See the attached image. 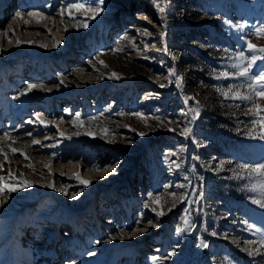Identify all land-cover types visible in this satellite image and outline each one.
I'll return each instance as SVG.
<instances>
[{
    "label": "rangeland",
    "instance_id": "1",
    "mask_svg": "<svg viewBox=\"0 0 264 264\" xmlns=\"http://www.w3.org/2000/svg\"><path fill=\"white\" fill-rule=\"evenodd\" d=\"M63 2L0 0V33H8L0 35V136L11 134L0 143L9 161L0 156V176L33 185L0 205V264H264V255L242 250L264 239V208L252 203L262 198L258 178L239 168L264 162V140L248 135V102L216 91L245 81L213 78L233 71L225 49L251 55L248 39L264 47L255 36L264 28V0H104L87 29L60 19ZM28 12L49 18L36 23ZM173 67L182 88L169 76ZM112 72L121 78L109 79ZM28 84L44 87L22 94ZM196 102L200 113L191 121ZM190 121L185 139L180 126ZM77 174L91 184L85 188ZM61 185L68 195L54 190ZM139 229L146 231L131 236ZM122 232L129 235L121 239Z\"/></svg>",
    "mask_w": 264,
    "mask_h": 264
},
{
    "label": "snow or ice",
    "instance_id": "2",
    "mask_svg": "<svg viewBox=\"0 0 264 264\" xmlns=\"http://www.w3.org/2000/svg\"><path fill=\"white\" fill-rule=\"evenodd\" d=\"M104 5V0H85V2H80V0H77V2H68V0H64L62 3L61 7L59 8V11L57 15H59L60 19L63 21L64 17L67 16L69 21L75 20L76 27H83L84 29L88 28V21L96 19L97 16L100 15L102 11H104L103 8ZM51 7V5H49ZM159 8V11L163 13L164 8L160 7L157 5ZM80 14L83 19H76V14ZM27 16L29 18H32L35 20L36 17H40L41 19L49 18L45 17L42 13L38 12H28ZM16 19L23 21L24 23H28L27 20L24 19V14L22 13H17ZM36 23H39V20H35ZM227 23V22H226ZM244 26L243 25H236V28L238 30L242 29ZM67 31V29H65ZM148 33L145 32L144 35H147ZM0 35H3L7 37L8 33L3 32L0 33ZM163 33L161 34V38L163 39ZM255 36L259 38H264V28H257L255 30ZM125 39H128L125 37ZM9 43H11V40L9 39ZM19 41H17V45H19ZM59 42L56 44H53V47H57ZM246 51L248 53H251V55H246L245 50H239V51H230L228 49H225L226 53V58L228 60L234 61L233 63L227 65V68L232 69L233 71H220L219 73H213V78L214 79H225V80H244L245 83L242 85L238 84H228L226 88H217L216 91L224 98V99H232V100H239V101H246L247 103V112L248 114L252 117L251 123L253 125V128L249 130L248 135L254 139H260L264 140V105L261 103H258V101H264V65H257L258 61H264V47H257L255 44L251 42V39H248L246 41ZM41 47H45V45L41 44ZM114 52L121 51V49L117 48L113 50ZM173 60L176 59L175 56L172 57ZM97 62L100 64L101 67H107L106 64L102 60H99L97 58ZM254 68H257V71H253ZM169 76H175L176 77V84L178 87L182 88V81L183 77L179 76L176 73L175 68L173 67L169 71ZM109 79H120L121 77L119 76L118 73L112 72L108 74ZM61 84L64 83V79L62 78L60 81ZM40 87L43 89V85H35V84H28L27 87L24 90V93L22 94H27L31 92L34 88ZM160 87H165L164 84H161ZM244 88L246 91L241 92L240 89ZM145 99H148V97H145ZM194 97H186L185 98V103H187L189 100H193ZM197 103V107H189L188 111L192 113L191 116V121H195L200 113L199 109V102ZM236 107H240L239 104L236 105ZM137 119L141 121H146L147 119H155L158 122L161 120L159 116L155 117H145L142 113H133ZM92 119H97V117H93ZM36 120L39 121L41 125L44 127H47V123H45L39 115H37ZM76 121H80V114L76 113L75 119L73 121V126H76ZM191 121L189 122L188 125H183L180 126V132L179 134L183 136L185 139H188L190 136H192L193 129L191 127ZM28 123H32V121H28ZM169 124L172 123L171 120L168 121ZM168 131H175L174 128L169 127L167 129ZM104 132H107L108 129L105 128L103 130ZM140 136L145 135V133L140 132L137 133ZM10 132L5 131L2 136H0V143L6 142L10 138ZM29 136H31V133H28ZM63 134L61 133V136ZM76 135H79V132L76 133ZM15 143V140L12 141ZM33 145L40 144L39 140L33 139L31 141ZM53 147L55 145H52ZM183 150V149H181ZM10 151L13 155H16L18 153V149L16 148H10ZM19 155L24 156V159H28V157L23 153L19 152ZM175 155V153H173ZM0 156L4 157L5 163H8V153L4 152L3 148H0ZM224 162L222 161L220 165H218L217 170H221L223 167ZM31 167L30 165H28ZM50 167V165L48 166ZM239 168L241 169V172H246L248 175V178L251 179L253 177L258 178V187L261 192L262 198L261 199H254L252 203L259 205V207L264 208V162L257 163L255 165H248V164H241L239 165ZM3 169V165H0V170ZM100 170V169H97ZM104 172H108L109 169L105 168L103 169ZM114 171V169H113ZM237 178L243 179L244 176L240 174H236ZM8 179L15 180L16 177L14 173L9 170L8 172ZM75 179L83 185L85 188H87L90 184L91 181L89 180H84L81 179L79 174L76 175ZM5 180L4 176H0V205L6 202L7 200V195L11 194L13 192L19 191L22 188L23 189H28L31 188L33 185L31 182L23 180L22 178L19 180V183H4L3 181ZM46 187L49 188H54L53 183H49L46 185ZM56 191H61L65 195H68L67 192V186L61 185L59 189H54ZM255 190V189H253ZM80 195L79 192L72 194V199H76ZM173 196H176L175 193L172 194ZM200 195H203L202 188L200 190ZM152 203H158L160 202L161 198L159 196L156 197H151L149 198ZM181 201H183V197H180ZM175 203V202H174ZM145 208H149L150 204L146 203L144 205ZM153 212L156 213L157 217L163 216L164 212L163 211H158L156 208L151 209ZM152 222L149 221V224ZM184 223L187 225L188 220L185 219ZM154 227H158V225H152ZM249 228H252V225H248ZM137 231H146V229H139V230H134L131 233V236H135ZM177 233L179 234L180 232L183 231L181 228L176 229ZM259 231V229H257ZM126 235H129L128 233L122 232L120 235V238L123 239ZM99 243V241H97ZM203 247H207V244H203ZM255 246V247H253ZM245 251L250 257L258 256V255H264V239H261L259 241H248L245 244V247L242 249ZM94 253H89V255H93ZM171 255V253L169 254ZM153 260H156L157 257H152Z\"/></svg>",
    "mask_w": 264,
    "mask_h": 264
}]
</instances>
